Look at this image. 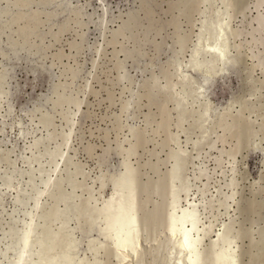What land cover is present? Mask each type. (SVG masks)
<instances>
[{
    "label": "rangeland",
    "instance_id": "1",
    "mask_svg": "<svg viewBox=\"0 0 264 264\" xmlns=\"http://www.w3.org/2000/svg\"><path fill=\"white\" fill-rule=\"evenodd\" d=\"M256 3L0 0V264L17 254L3 235L21 234L49 175L34 219L46 234L68 220L81 237L76 254L90 258L91 238L114 228L100 207L126 165L142 238L156 235L172 191L182 205L186 191L211 201L198 206L211 236L228 224L239 264H264V18L255 20L264 2ZM215 41L228 45L232 64L207 80L192 53ZM206 238L201 255L211 257ZM107 254L98 246L100 261Z\"/></svg>",
    "mask_w": 264,
    "mask_h": 264
},
{
    "label": "bare ground",
    "instance_id": "2",
    "mask_svg": "<svg viewBox=\"0 0 264 264\" xmlns=\"http://www.w3.org/2000/svg\"><path fill=\"white\" fill-rule=\"evenodd\" d=\"M263 2H264V0H257L256 4L260 5ZM223 7H225V6H223ZM226 8H229V7L226 6L225 9L222 10V14L224 16L227 15V11H228ZM222 18H223V16H222ZM263 18H264V13L257 15L255 20L257 21L258 24H260V22ZM217 23L219 24V22H217ZM225 24H227V23L225 22ZM220 26H222V25H220ZM204 30H205V28H204ZM215 38H216V36H215ZM203 41H204V39H203ZM224 41H226V40H224ZM208 45H210V43H207V44L204 43V45H199V47L195 48L193 50V53H192L193 57H195L197 59L196 64L198 66H202V65L204 66L203 68H205V70H206L205 73L207 76L206 77L207 80L209 78H211L212 75H214L218 70H220L223 64H232V62L228 61V59H227V58H229V56L226 57V54H225L226 53L225 46L227 44H225V45L220 44V43L218 44V42L216 43V41H215L214 43H211V45L209 47H207ZM197 69H199V68H197ZM194 71H195V69H194ZM183 80H184V78H183ZM181 82H182V80H181ZM183 84L184 83H182V85ZM185 86H187V85H185ZM199 87L201 89L200 94L206 96L205 93L202 91V87L200 85H199ZM197 89H198V87L196 88V90ZM187 94H189V92ZM210 95H211V93H210ZM206 97L208 98V96H206ZM184 100H185V98H184ZM210 102H212V101H209V103ZM230 107H232V106H230ZM213 109H214V107H213ZM220 114H222V113H220ZM210 115H211V113H210ZM70 133H71V128H70ZM66 137L68 139L69 134ZM175 138H176V136H175ZM187 138H189V136ZM40 143H41L40 139L37 138L33 141L32 146L33 145L37 146ZM184 143H185V141H184ZM197 143H199V142H197ZM51 154H53V153H51ZM59 154L63 155L61 153H59ZM35 155H37V154H35ZM32 161L34 162V160H32ZM175 166H177V165H175ZM130 167H132V166H130ZM130 167L126 165L125 171L122 173V175H120L119 179L114 184V188H113V191L111 192L110 196L104 201L102 209L100 207V212L105 214L107 217L106 220H108V221H109V219L111 221L114 220V223H111V224H114V225H112V226H114V228L112 227V229H111L112 232H110L108 227H104L105 230H104V232H102L104 241H98L97 239L93 240L91 238V240H90L91 244L87 245V248L91 254L90 258H87V256H85V255L83 257H79L76 254L77 249H79V244H81L80 240H79L81 237L78 238L73 233V228L75 229V227H71V226H70V228L68 227V225H67L68 220H67V222H66V219L63 221L61 220L59 223L60 226L57 225V230L56 229L50 230V233L46 234V232L44 231L43 224L37 222V220L34 219L35 218L34 216L41 218V216L40 215L37 216V213L35 212L38 209H40L41 205H40L39 200H40L41 195L45 192L46 189H48L51 186L52 183L55 182L53 178L49 177L50 176L49 175L48 178L43 181L44 188L36 191L35 197L31 196V197H34L33 199H34V203H35L33 205V208H32L33 212L28 213L29 219L26 221L25 227H24L23 231L21 232V234L18 235L16 233L14 227H11L8 231L6 230L7 232L3 235L4 238L8 239V244H7L8 251L11 250L13 252L14 250L15 251L17 250V254L14 257V259L11 262H8L6 264H161V262L163 264H239L237 256H236V245H234L235 239H237V238H235V236L234 237L229 236L230 238L227 237L228 224L224 223L222 226V229L215 230L214 235L212 234L213 236H211L210 234L213 233L212 227L214 224H212V222L209 221L208 223H201V225H200L199 224L200 223L199 211H198L199 205L202 204V206L204 207L205 204L206 205L211 204V201L206 200L204 197H202L201 199L198 198L199 199V200L197 199L198 201L194 200L193 198L187 199L188 195H187L186 191H185L186 196L183 198L184 202H186V204H184V205L179 204V201H180V197L178 196L179 191L178 192L176 190L172 191V193H171L172 196L170 198L171 199L170 208H168L169 210L167 209L168 211L166 210L167 214L165 213V215L163 217L161 216V214L160 215L158 214L159 216L162 217V220H161L162 222H161V227L156 231L157 232L156 235L152 236V237L142 238L140 236L141 231H140L139 224H138V219L140 217L139 213H138V207H139L138 201H137L138 199H136V195H135L136 192L134 190V183H133L134 182L133 177L135 175V171H133L134 169H131ZM55 171H56V169H54V172ZM55 180H57V179H55ZM205 189H207V188H205ZM200 195H201V193H200ZM228 197L231 198L232 194H230ZM223 202L221 204H223ZM71 204H70V211L71 212H69V213H72V215H73V212L71 209ZM54 205H57V204H55V202H54ZM52 207H54L53 204H52ZM203 207H202V209H203ZM204 209H206V208H204ZM60 211H62V210H60ZM97 212H99V211H97ZM158 213H160V212H158ZM64 214H66V213H64ZM67 215H69V214H67ZM152 215H154V214H152ZM213 217H215V216H213ZM52 221H54V219ZM109 225H107V226H109ZM18 233H19V231H18ZM206 237L209 240L208 245L211 248V252L209 254L212 253L211 257L206 256V254L201 255L200 244H202V242L204 241V238H206ZM94 241H95V243H93ZM96 241H97V243H96ZM98 246L99 247L104 246V249H106V251L108 252V254H107L108 256L105 259L104 258L101 259V261H100L99 257H97ZM215 247H216V249H214ZM13 254H15V252H13ZM209 257H210V259H209ZM208 259H209V262L206 261ZM3 264H5V263H3Z\"/></svg>",
    "mask_w": 264,
    "mask_h": 264
}]
</instances>
